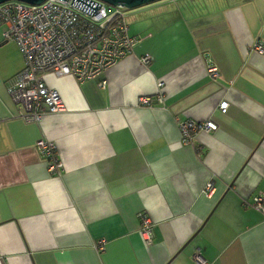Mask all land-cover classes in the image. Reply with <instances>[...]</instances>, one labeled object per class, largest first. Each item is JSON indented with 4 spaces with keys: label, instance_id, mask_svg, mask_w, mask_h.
<instances>
[{
    "label": "crops",
    "instance_id": "crops-1",
    "mask_svg": "<svg viewBox=\"0 0 264 264\" xmlns=\"http://www.w3.org/2000/svg\"><path fill=\"white\" fill-rule=\"evenodd\" d=\"M169 1L137 8L127 32L141 39L99 76L47 73L64 109L37 122L5 89L23 59L0 28V264H199L195 251L203 264H264V216L244 204L264 192V53L253 46L264 0ZM186 117L216 127L182 143Z\"/></svg>",
    "mask_w": 264,
    "mask_h": 264
},
{
    "label": "built area",
    "instance_id": "built-area-1",
    "mask_svg": "<svg viewBox=\"0 0 264 264\" xmlns=\"http://www.w3.org/2000/svg\"><path fill=\"white\" fill-rule=\"evenodd\" d=\"M125 7L112 5L103 0H42L29 3L20 0L0 2V28L4 40L16 44L23 59L21 69L4 80V86L13 102L19 104L18 116L25 121H40L43 115L57 113L64 109L58 91L45 82L47 73L70 74L82 80L99 76L117 59L130 52L135 42L141 39L138 34L127 32L124 20ZM254 49L264 53V44L254 43ZM140 60L146 63L149 55L143 54ZM211 77L217 76V68L209 64L206 68ZM105 80L99 78L100 85ZM161 85V82L158 83ZM160 93L155 94L154 102L161 103ZM137 103L151 104L149 96L137 97ZM226 101L219 100L218 108L224 111ZM180 141H191L193 130L214 129L211 119L195 120L177 118ZM36 146L46 158L59 167L60 160L51 152L53 142L40 138ZM54 156V157H53ZM212 188L210 181L202 190L207 194ZM244 204L251 206L264 216V192L253 193ZM139 233L145 244L153 239L150 219L138 212ZM101 248V240L94 244ZM193 259L199 264L204 260L195 251Z\"/></svg>",
    "mask_w": 264,
    "mask_h": 264
},
{
    "label": "rangeland",
    "instance_id": "rangeland-1",
    "mask_svg": "<svg viewBox=\"0 0 264 264\" xmlns=\"http://www.w3.org/2000/svg\"><path fill=\"white\" fill-rule=\"evenodd\" d=\"M155 1H158V0H155ZM192 1H194V3L196 1L204 2V4H206V5H202V4L199 5L202 9H204L205 6H208V5H210L213 2V0H192ZM152 2H154V0L153 1L146 2V3H143V4H140V5H137V6H133V7H129V8H124V10H125L124 20L128 24L129 30H132L133 26L135 25V23L138 20V17L140 16V12L137 11V8H140L141 6H145V5L151 4ZM169 3H170V6L173 7V4L174 3L179 4V0H170ZM196 4H197V2H196ZM176 15H179V12L176 11Z\"/></svg>",
    "mask_w": 264,
    "mask_h": 264
},
{
    "label": "water",
    "instance_id": "water-1",
    "mask_svg": "<svg viewBox=\"0 0 264 264\" xmlns=\"http://www.w3.org/2000/svg\"><path fill=\"white\" fill-rule=\"evenodd\" d=\"M1 1H4V0H0V2ZM20 1L29 2V3H39L42 0H20ZM103 1L109 4H112V5H119L125 8H129V7L137 6V5H140V4L149 2V1H153V0H103Z\"/></svg>",
    "mask_w": 264,
    "mask_h": 264
}]
</instances>
